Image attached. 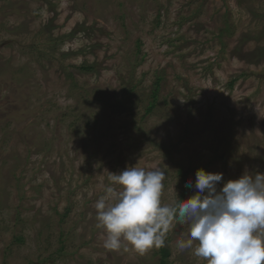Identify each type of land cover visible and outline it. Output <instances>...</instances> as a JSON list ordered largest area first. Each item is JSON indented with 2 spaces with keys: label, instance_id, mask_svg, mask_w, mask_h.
Listing matches in <instances>:
<instances>
[{
  "label": "rangeland",
  "instance_id": "rangeland-1",
  "mask_svg": "<svg viewBox=\"0 0 264 264\" xmlns=\"http://www.w3.org/2000/svg\"><path fill=\"white\" fill-rule=\"evenodd\" d=\"M130 166L169 205L198 169L264 173V0H0V264H159L103 246L95 202ZM186 239L174 221L169 264H206Z\"/></svg>",
  "mask_w": 264,
  "mask_h": 264
},
{
  "label": "clouds",
  "instance_id": "clouds-1",
  "mask_svg": "<svg viewBox=\"0 0 264 264\" xmlns=\"http://www.w3.org/2000/svg\"><path fill=\"white\" fill-rule=\"evenodd\" d=\"M165 176L159 168L138 166L108 176L105 194L95 202L106 249L122 242L141 252L162 247L178 221L187 225L179 248L191 249L206 264H264V173L246 171L219 187L223 173L198 169L194 183L185 184L194 194L172 205L162 202Z\"/></svg>",
  "mask_w": 264,
  "mask_h": 264
},
{
  "label": "trees",
  "instance_id": "trees-1",
  "mask_svg": "<svg viewBox=\"0 0 264 264\" xmlns=\"http://www.w3.org/2000/svg\"><path fill=\"white\" fill-rule=\"evenodd\" d=\"M155 102L156 101H154L150 105V107H149V109H148L147 112H150L154 108ZM160 255H161V257H160L159 264H169V261H168L169 260V257H170V250H169V248H167V247H161V249H160Z\"/></svg>",
  "mask_w": 264,
  "mask_h": 264
}]
</instances>
